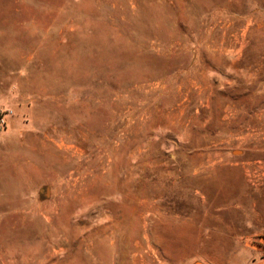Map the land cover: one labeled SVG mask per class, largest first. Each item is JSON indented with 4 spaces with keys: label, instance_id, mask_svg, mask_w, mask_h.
<instances>
[{
    "label": "rangeland",
    "instance_id": "rangeland-1",
    "mask_svg": "<svg viewBox=\"0 0 264 264\" xmlns=\"http://www.w3.org/2000/svg\"><path fill=\"white\" fill-rule=\"evenodd\" d=\"M195 263L264 264V0H0V264Z\"/></svg>",
    "mask_w": 264,
    "mask_h": 264
},
{
    "label": "bare ground",
    "instance_id": "bare-ground-1",
    "mask_svg": "<svg viewBox=\"0 0 264 264\" xmlns=\"http://www.w3.org/2000/svg\"><path fill=\"white\" fill-rule=\"evenodd\" d=\"M183 242H185V241H183ZM185 243H186V242H185ZM185 243H184V244H185ZM176 244H177V243H176ZM193 244H194V243H193ZM181 245H182V244H181ZM136 246H137V245H136ZM167 246H168V245H167ZM170 246H172V244H171ZM173 246H174V245H173ZM177 246H178V244H177ZM184 246H185V245H184ZM175 247H176V246H175ZM181 248H182V247H181ZM167 249H169V248L167 247ZM170 249H172V247H171ZM170 249H169V250H170ZM176 249H177V248H176ZM179 249H180V248H179ZM174 250H175V249H174ZM184 250H185V247H184ZM185 253H186V251H184V254L182 253L183 256L185 255ZM189 253H190V252H189ZM182 254H181V255H182ZM178 256H180V255H178ZM185 256H186V255H185ZM132 258H133V257H132ZM179 258H180V257H179Z\"/></svg>",
    "mask_w": 264,
    "mask_h": 264
},
{
    "label": "water",
    "instance_id": "water-1",
    "mask_svg": "<svg viewBox=\"0 0 264 264\" xmlns=\"http://www.w3.org/2000/svg\"><path fill=\"white\" fill-rule=\"evenodd\" d=\"M195 264H200V263H195Z\"/></svg>",
    "mask_w": 264,
    "mask_h": 264
}]
</instances>
